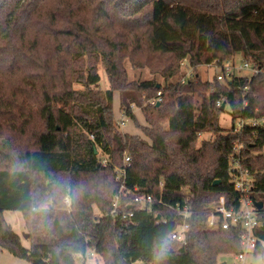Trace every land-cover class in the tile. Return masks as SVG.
<instances>
[{
    "label": "trees",
    "instance_id": "1",
    "mask_svg": "<svg viewBox=\"0 0 264 264\" xmlns=\"http://www.w3.org/2000/svg\"><path fill=\"white\" fill-rule=\"evenodd\" d=\"M127 1L0 0V249L31 264H81L89 250L105 264H218L223 255L236 256L242 228L209 229L206 204L223 195L228 206H239L231 160L240 140V164L255 175L250 196L264 202V124L240 137L233 126L219 127L224 110L217 106L223 99L235 110L248 100L244 117L263 118L264 74L214 78L200 107L192 94L205 82L186 75L189 68L195 72L239 55L263 66L264 0H238L235 6L227 0ZM154 54L170 56L159 70L163 77L179 76L167 86L136 85L156 94L150 100L162 92L159 105L148 103L156 117L146 122L154 128L142 130L144 137L115 132L114 92L128 81L122 60L146 55L161 65ZM99 63L112 86L105 92L93 87L101 81ZM139 97L130 92L122 111L133 116L130 105ZM162 118L168 128L160 125ZM207 132L216 139L201 140L197 148ZM60 177L66 179L62 189L56 185ZM122 184L153 195V207L140 210L132 194L121 193ZM48 198L49 210H32ZM177 203L191 211L186 242L170 238L183 220L169 207ZM4 211L27 218L29 248ZM259 215L254 255L264 258V208Z\"/></svg>",
    "mask_w": 264,
    "mask_h": 264
},
{
    "label": "rangeland",
    "instance_id": "2",
    "mask_svg": "<svg viewBox=\"0 0 264 264\" xmlns=\"http://www.w3.org/2000/svg\"><path fill=\"white\" fill-rule=\"evenodd\" d=\"M225 1V0H222ZM231 2V6H235L237 4L238 0H227ZM129 1L124 0L121 4L126 5ZM209 2H216V0H210ZM54 4V2H53ZM121 7L117 8L116 10H120ZM66 28H72L70 25H64ZM149 53H147L148 55ZM155 56V61H162L161 65L156 66L154 63H151L149 59H146V55H142L139 57H136L135 59H132L131 56H127L125 59L122 60V65L123 68L125 69L127 73V84L125 85V89L123 88L122 90L115 91L114 92V111L112 113V126L115 132H120L122 134H130V135H140L144 137V134L142 130L145 128L147 129H152L154 128L152 125L146 122L148 119H153L156 117V113L148 109V103H149V98L155 96L153 91H137L136 90V85L139 83H143L145 81H155L158 84H163L164 86H167L169 82H176L178 80V77H175L173 79L167 80L165 77H163L160 74V68L167 67L168 63H170V59L168 60L167 58H170V56H161V57H156L160 56L157 54H154ZM237 60H242V56H237ZM238 61V62H240ZM98 72L100 74L101 81L99 85L93 86L94 88H98L99 91H107L112 88L111 83L109 81V76L106 73V69L103 66L102 63H99L98 65ZM187 76L189 78L193 77L194 74H198L200 77V80L204 83H207V85H202L200 86L196 92L192 94L193 101L197 107L201 106L202 99L204 97H207L210 92L214 90L213 86L210 85L209 83L214 80V78L223 72L222 68L217 67V66H211L209 65H203L199 66L195 72L193 69H188L186 70ZM186 79V76L183 78ZM182 79V80H183ZM172 80V81H171ZM18 83V81H16ZM131 83L132 85L128 84ZM15 85V84H14ZM12 87V85H11ZM76 88L82 89L81 85H75ZM132 92L133 94L136 93L137 96L139 97V102L137 103H131L130 109L132 111L133 116H130L126 111H122L121 108V101L126 100L125 97L128 96ZM139 95H138V94ZM126 95V96H125ZM165 100H168V92L165 91ZM31 99V98H30ZM31 101H34L31 99ZM167 102V101H166ZM233 110L232 108L227 105L225 110L219 115V127L225 129V130H230L233 125ZM124 123V124H123ZM160 125L163 126L164 128H168V119L162 118L160 120ZM215 140L216 139V134L213 132H207L203 133L200 136V140H198L196 147L199 148L201 147V140ZM264 153V150H263ZM99 158L101 160H105L107 156L103 153V151L99 150ZM116 169L120 172L119 167H116ZM66 184V179L65 177H60L57 182V188L62 189L64 185ZM258 199L259 196H257ZM215 204V201L208 202L206 206L209 208ZM94 211L96 214H99V210L97 208H94ZM3 216L6 219V222L12 227V229L21 237L22 243L26 248L30 247V242L27 238V234L30 230L27 218L22 214L20 211H4ZM88 257L85 262V264H105L102 257L97 254L96 252L89 250L88 252ZM260 255H254V252L251 254L246 255L245 262L244 264H259V261L261 260ZM242 264L236 256L233 254L229 255H223L219 258V263L218 264ZM0 264H31L29 261H26L24 259H21L11 252H9L6 249H0ZM84 264V263H81Z\"/></svg>",
    "mask_w": 264,
    "mask_h": 264
},
{
    "label": "built area",
    "instance_id": "3",
    "mask_svg": "<svg viewBox=\"0 0 264 264\" xmlns=\"http://www.w3.org/2000/svg\"><path fill=\"white\" fill-rule=\"evenodd\" d=\"M240 60L229 59L222 63L216 60L211 66H217L222 68L223 72L218 74L215 79L219 82H226L231 80L234 76H249V78L256 77L259 74H264V65L260 66L256 63L248 62L244 59ZM185 64V61L182 62ZM189 77V76H188ZM187 79V77H186ZM186 79H183L185 82ZM248 89V87L246 88ZM163 101L162 92H159L157 98L149 101L150 105H158ZM248 100L243 101V105L233 110V129L234 133L240 137L244 136L248 127L256 128L257 126L264 124L263 118H245L244 110L248 106ZM217 106H224V110L227 107L226 102L223 99L217 101ZM124 124V123H123ZM245 148V141L240 140L235 143L234 154L231 160V175L234 189L241 195L239 206H228L226 197L221 195L215 204L207 209V227L212 230L224 229L230 230L232 228H242L241 238V251L236 255V258L244 264L246 255L253 253L258 245V239L255 236V229L261 226L259 211L254 205V198L250 196V192L255 185V175L249 170L244 169L241 164V155ZM102 164L106 166L108 160H101ZM129 158H125V162H128ZM125 174V169H120V175ZM163 182L160 183V190L163 191ZM127 196L132 194L133 204H138L140 210L149 209L153 207L156 202L155 197L151 194H138L137 189L129 190L124 184L121 186V193ZM68 202V200H66ZM158 203H163L162 198L158 200ZM119 206V197L117 198L114 208L117 210ZM132 207V206H131ZM170 209L174 210L177 216H182V223L177 224L175 229L170 235L172 240L179 242H186L187 232L189 225L187 219L190 216L191 211L187 205L181 206L179 203L176 205H170ZM115 209L112 214H115ZM161 219V217L159 218ZM88 253L82 263L85 264Z\"/></svg>",
    "mask_w": 264,
    "mask_h": 264
},
{
    "label": "clouds",
    "instance_id": "4",
    "mask_svg": "<svg viewBox=\"0 0 264 264\" xmlns=\"http://www.w3.org/2000/svg\"><path fill=\"white\" fill-rule=\"evenodd\" d=\"M51 204H52V200L50 198L48 199H41V200H38L34 206H33V211L35 213H43L47 210L50 209L51 207ZM259 264H264V258H261V260L259 261Z\"/></svg>",
    "mask_w": 264,
    "mask_h": 264
},
{
    "label": "water",
    "instance_id": "5",
    "mask_svg": "<svg viewBox=\"0 0 264 264\" xmlns=\"http://www.w3.org/2000/svg\"><path fill=\"white\" fill-rule=\"evenodd\" d=\"M158 105H159V104H158ZM221 110H222V111L224 110V106H222ZM215 184H220V181L215 182ZM254 205H255L256 208H257L258 210H260V211L264 208V202H263V201H258V200H256V199H254ZM159 218H160V215L157 217V219H159Z\"/></svg>",
    "mask_w": 264,
    "mask_h": 264
},
{
    "label": "crops",
    "instance_id": "6",
    "mask_svg": "<svg viewBox=\"0 0 264 264\" xmlns=\"http://www.w3.org/2000/svg\"><path fill=\"white\" fill-rule=\"evenodd\" d=\"M136 264H141V263H136ZM223 264H225V263H223Z\"/></svg>",
    "mask_w": 264,
    "mask_h": 264
}]
</instances>
